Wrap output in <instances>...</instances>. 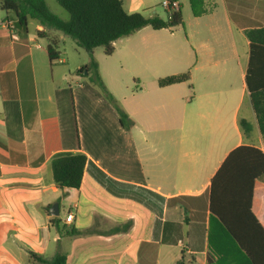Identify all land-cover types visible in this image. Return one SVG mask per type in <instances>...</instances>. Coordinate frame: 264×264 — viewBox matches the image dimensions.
I'll return each mask as SVG.
<instances>
[{"label":"crops","instance_id":"1","mask_svg":"<svg viewBox=\"0 0 264 264\" xmlns=\"http://www.w3.org/2000/svg\"><path fill=\"white\" fill-rule=\"evenodd\" d=\"M122 1L133 13L148 0ZM175 5L180 9L179 0ZM203 9L193 16L186 39L174 35L182 21L172 30H154L165 35L119 38L110 55L121 43L117 60L93 51L103 87L95 78L84 84L85 62L69 66L58 56V31L49 35L35 23L30 32L27 23L15 30L14 42L0 29V264H39L30 253L51 258L56 252L66 264L207 263L212 177L236 147L264 151L245 84V31L264 27V0H203ZM4 14L15 20L13 13ZM42 38L48 40L45 48ZM187 71L186 82L157 84ZM116 108L130 126L119 123ZM240 120L250 125L246 136ZM65 153H81L111 179L164 198L155 203L160 215L112 196L86 170L78 189H58L50 163ZM258 189L264 185H254L253 199ZM53 204L57 216L49 212ZM68 213L73 221L67 228L96 222L100 233L59 236L49 223L55 218L64 224ZM127 221V232L103 234Z\"/></svg>","mask_w":264,"mask_h":264},{"label":"trees","instance_id":"2","mask_svg":"<svg viewBox=\"0 0 264 264\" xmlns=\"http://www.w3.org/2000/svg\"><path fill=\"white\" fill-rule=\"evenodd\" d=\"M175 3L176 0H169ZM68 14L62 20L53 14L44 0H0V10L11 12L16 28L25 29L28 21H34L45 31H58L70 37L89 56L87 71L94 73L96 82L103 87L97 74L93 58L96 47H102L105 55L114 51L113 43L145 26L153 30H172L182 26L181 10L172 5L168 8L167 19L158 16L145 17L140 12L128 13L122 0H56ZM193 16L204 12L203 0H188ZM43 36V32H37ZM245 35L249 41V60L245 73L248 97L254 112L258 129L264 141V27L248 29ZM50 60L55 59L53 45L47 46ZM80 72V71H79ZM189 80V72L158 79L159 87L178 84ZM119 123L123 127L131 125L125 113L116 108ZM244 136L250 130L245 120L239 121ZM52 179L60 190L78 189L83 172L108 193L117 198H126L142 204L160 215L155 203H164V198L133 185L115 181L95 167L81 153L56 155L50 163ZM256 183L264 185V151L253 146L241 145L226 156L212 177L207 193L208 230L206 264H264V226L252 212L253 189ZM91 227L77 230L67 228L53 218L50 225L59 236H88L99 234ZM131 221L110 225L103 231L105 235L127 232ZM30 261L39 264H66V256L56 252L51 258H43L30 253ZM177 264H183L179 260Z\"/></svg>","mask_w":264,"mask_h":264},{"label":"rangeland","instance_id":"3","mask_svg":"<svg viewBox=\"0 0 264 264\" xmlns=\"http://www.w3.org/2000/svg\"><path fill=\"white\" fill-rule=\"evenodd\" d=\"M46 3L47 8L56 16H58L62 20L68 19V14L57 4L56 0H44ZM218 2V0H216ZM163 0H148L147 3L142 4L140 7H138L137 12L142 13L145 17H152V16H158L162 19H167L168 16V9L164 8L162 5ZM179 6L181 10V18L184 23L183 28H178L174 35L178 36L180 39H186L188 36V32H190L194 17L191 13V9L188 5L187 0H179ZM5 16L4 11L0 10V20L4 19ZM15 25V23H14ZM35 27L34 21H28V28L30 32H33ZM15 30H17L15 26ZM49 32V31H48ZM165 35L166 33L164 31H154L149 26H145L141 28L140 30L130 34V37L133 38H139L142 35ZM50 35V32H49ZM54 38L58 39L56 45H54L55 49L58 51V56L64 60L69 66H77L78 64L85 62L84 64L88 65L89 62V56L88 54L80 47H78L75 42L68 36L63 35L60 32H56L54 34ZM129 36V35H128ZM125 39V38H124ZM40 45L45 48V45L48 43V40L46 38H42L40 41ZM121 43H117L116 52L112 56H107L103 52L102 47H96L94 49L95 55L97 57H105L109 60H117L119 59V53H121V50L119 49ZM190 49L189 46L186 44V50ZM83 67V74L81 75L82 80L84 81V84H88V86H91V83H94V73L90 69L89 71L86 70V66ZM86 82V83H85ZM96 91H99L103 93V91L98 88V86H95ZM101 94V93H100ZM108 97V96H106ZM108 101V99L106 98ZM260 191L264 190H256L254 194L253 199V212L256 215V217L261 221L264 222V214H262V211H264V194H259Z\"/></svg>","mask_w":264,"mask_h":264},{"label":"built area","instance_id":"4","mask_svg":"<svg viewBox=\"0 0 264 264\" xmlns=\"http://www.w3.org/2000/svg\"><path fill=\"white\" fill-rule=\"evenodd\" d=\"M162 5L166 9H168L171 5L176 8L175 3H170L169 0H163ZM14 23H15V20H12V19H6L5 18V19L0 20V29H3V30L10 32V34H9L10 40L15 42L18 40V36H17L16 31H15ZM72 221H73V215H72V213H68L65 216L63 223L65 225H67V224H70Z\"/></svg>","mask_w":264,"mask_h":264},{"label":"water","instance_id":"5","mask_svg":"<svg viewBox=\"0 0 264 264\" xmlns=\"http://www.w3.org/2000/svg\"><path fill=\"white\" fill-rule=\"evenodd\" d=\"M49 212H50V214H51L52 216H57V215H58L57 204H53V205L50 207Z\"/></svg>","mask_w":264,"mask_h":264}]
</instances>
